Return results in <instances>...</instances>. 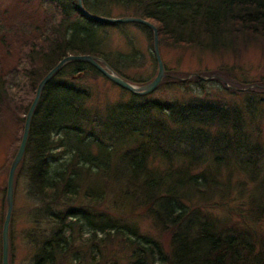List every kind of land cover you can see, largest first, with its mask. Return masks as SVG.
<instances>
[{
	"label": "trees",
	"instance_id": "trees-1",
	"mask_svg": "<svg viewBox=\"0 0 264 264\" xmlns=\"http://www.w3.org/2000/svg\"><path fill=\"white\" fill-rule=\"evenodd\" d=\"M42 1L55 7V19L42 18L31 34L13 30L8 39L7 34L0 36L8 54L23 55L28 66L21 73L33 92L43 75L69 54H91L115 69L117 64H133L138 54L128 27L152 32L140 22L88 18L77 0ZM82 5L91 14L109 17H115L113 8L119 6L122 14L153 23L159 43L173 46L213 50L229 47L230 38L237 36L264 38V0H82ZM114 30L129 51L107 48ZM5 73L0 68V113L8 94ZM97 75L102 74L86 61H68L42 89L15 172L22 190L9 226L11 254L14 224L21 219L26 224L19 235L30 251L29 264H100L108 261L107 245L113 241L127 252L122 259L111 256V264H264V232L252 226L257 216L238 212L239 219L224 224L186 198L197 181L188 171L189 160L197 154L193 150L208 148L216 161L231 159L255 170L264 147L252 140L247 127L256 119L255 104L261 99L248 96L242 108L202 96L161 101L129 91L126 100L100 106L90 103L91 87L82 82ZM195 78L202 83L200 76ZM30 103L15 113L20 124ZM150 156L164 160L167 169L152 170ZM179 160L186 165L172 170L171 164ZM201 176L204 183L216 182ZM103 180L119 185L124 198L144 207L155 225L168 229L166 249L135 220L110 217L96 207L106 190ZM5 193L0 179L1 228ZM251 201L252 211L260 213L262 207Z\"/></svg>",
	"mask_w": 264,
	"mask_h": 264
},
{
	"label": "rangeland",
	"instance_id": "rangeland-1",
	"mask_svg": "<svg viewBox=\"0 0 264 264\" xmlns=\"http://www.w3.org/2000/svg\"><path fill=\"white\" fill-rule=\"evenodd\" d=\"M123 10L119 6H114L113 16L130 14L129 12L122 14ZM44 17L47 21L57 17L55 7L47 1L0 0V36L7 34L8 39L13 30L20 34H31L35 26L41 24V19ZM127 31L133 37V47L136 48L137 58L133 60V64H117L116 69L107 64L119 76H126L127 81L142 85L144 83L142 79L153 78L157 72V63L153 60L152 32L148 35L146 30L134 25L129 26ZM230 39L229 47L213 50L197 46H173L165 42L159 43L158 40L160 57L164 65V76L158 86L145 96L147 99L161 101L178 99L183 102L195 96H202L221 100L229 105L236 104L242 108L248 96L259 97L261 101L257 100L255 104L258 115L256 119L249 120L247 131L251 133L252 140L264 147V38L237 36V38ZM107 43V48L110 49L130 50L122 34L115 30L111 32ZM17 54V51L8 54L7 47L0 44V68L6 72L8 93L6 106L0 113V179L5 184L9 165L17 150L23 128V122L20 124V121L16 120L15 113L21 114L20 106L30 103L35 93L29 89L28 80L21 73V69L27 67L28 64L22 54ZM198 76L203 79L200 84L195 82L197 81L195 77ZM82 82L91 87L90 103L93 104L103 106L106 102L124 101L128 97L129 91H125L123 87L102 75L87 77ZM191 152L197 154L189 160L191 164L188 171L197 181L196 186L186 196L188 201L202 211L211 212L224 224L239 219L238 212L245 214L246 211H250L253 217H258V222L252 226L264 232V153L256 161L255 170H252L240 161L236 163L231 159L222 158L218 162L215 160L216 154L210 152L208 148ZM150 158L149 166L152 170L159 172L167 169L164 160L158 157L150 156ZM185 165L182 160H179L178 163L171 164V168L180 170ZM202 174L216 182L204 183ZM103 184L106 190L103 192L102 201L96 207L110 217L135 220L142 232L159 238L166 249L171 236L168 229L155 225L144 207L134 204L133 200L124 198L119 185L112 180L106 184L103 180ZM21 190H18L16 180H14L13 208L20 203ZM253 199L262 207L260 213L252 211L251 200ZM25 224L21 219H17L14 224V256L9 246V264H29L30 251L19 235L20 229ZM107 246L108 253L110 250L106 258L108 261L100 264H111V256L117 255L116 259H122L127 252V249L121 248L117 241L110 242ZM60 264L68 263L62 261Z\"/></svg>",
	"mask_w": 264,
	"mask_h": 264
},
{
	"label": "water",
	"instance_id": "water-1",
	"mask_svg": "<svg viewBox=\"0 0 264 264\" xmlns=\"http://www.w3.org/2000/svg\"><path fill=\"white\" fill-rule=\"evenodd\" d=\"M77 6L79 11L86 17L91 18L93 20H97L105 23H115V22H140L149 27L152 31V41H153V52L155 59L157 61V72L155 76L145 84L136 85L125 78L119 76L104 60L95 57L91 54H69L61 58L43 77L38 81L37 86L35 88L34 96L31 100V103L27 109L25 114L22 134L17 147V150L11 160L7 179H6V193H5V201H6V209L2 222L1 228V264H9V226L12 216L13 209V200H14V180H15V172L19 164L21 163L28 139L29 127L31 118L34 112V109L39 101L42 89L45 84L55 75V73L68 61L72 60H81L86 61L95 67L102 75L106 78L114 82L115 84L127 89L131 93L144 95L150 93L154 90L158 84L161 82L164 76V65L162 59L160 57L159 46H158V33L156 26L150 21L143 19L137 16H119V17H109L103 15H95L87 12L82 5V0H77Z\"/></svg>",
	"mask_w": 264,
	"mask_h": 264
}]
</instances>
